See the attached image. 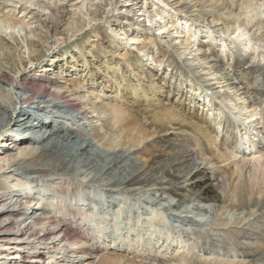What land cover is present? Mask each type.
I'll return each instance as SVG.
<instances>
[{
  "label": "bare ground",
  "instance_id": "obj_1",
  "mask_svg": "<svg viewBox=\"0 0 264 264\" xmlns=\"http://www.w3.org/2000/svg\"><path fill=\"white\" fill-rule=\"evenodd\" d=\"M162 1L174 13L150 3L148 22L159 36L138 16L140 10L151 13L141 0H129L111 15L107 8L116 0H0V24L19 29L18 14L28 15L46 31L65 35L69 44L44 66L60 69V76L73 74L66 84L46 70H30L46 55L42 44L48 40L35 30H25L24 46L0 35V264H170L181 250L190 258L172 264H209L191 258L196 255L183 231L205 225L264 236V222L252 226L257 216L246 221L264 208V172L258 162L245 161L260 153L264 165V71L245 47H264V29L259 39L249 33L252 17L222 15V0ZM117 34L126 35L135 50ZM195 42V50L189 48ZM223 44L222 57L215 47ZM137 52L178 72L179 82L158 80L157 69L143 64ZM228 59L240 77L229 71ZM246 69L248 84L241 79ZM219 82L226 87L221 93L215 90ZM251 84L261 89L251 90ZM160 137L173 145L161 148ZM241 151L243 158L236 155ZM80 171L91 178L79 181ZM214 185L222 195L209 198ZM117 195L124 198L109 199ZM126 199L134 203L121 208ZM239 208L247 214L235 215ZM145 233L158 235L140 256L153 262L137 261L115 244L119 238L142 252L137 244ZM216 257L214 264L236 262ZM250 263L264 264V256Z\"/></svg>",
  "mask_w": 264,
  "mask_h": 264
},
{
  "label": "rangeland",
  "instance_id": "obj_2",
  "mask_svg": "<svg viewBox=\"0 0 264 264\" xmlns=\"http://www.w3.org/2000/svg\"><path fill=\"white\" fill-rule=\"evenodd\" d=\"M95 1H97V0H95ZM127 1H129V0H116L115 5L113 4V5L108 6V8H107L108 12L107 13L109 15H111L112 13L116 14L117 11L119 10V6L122 5L123 3L127 2ZM75 2L79 3L80 0H77V1L75 0ZM88 2H92V1H88ZM88 2H87V0H85L84 4H86ZM141 2H142V4L146 5L147 7L150 5V3L151 4L153 3L155 6L157 5V6L164 7L165 9H167V10H165V12L167 14H173L174 13L173 10H169L168 11V9H169L168 6H166L165 2H163L162 0H141ZM222 2L224 4V6H226V8H227V11L226 12L224 11V13H222V15H224V16H226L228 14L231 15L233 12H236V13H238L240 15V18L242 20H245L247 18L250 19L252 17L250 19L249 23H248V27L250 28L249 33L251 34L253 32V34H256V36L259 39L263 38L262 31L264 29V13H263L264 12V0H222ZM247 5H250L251 7H253L254 8L253 9L254 12L253 11L251 13L248 12L246 10V6ZM239 8H241V10H239ZM151 9L152 8H150V6H149V11H151ZM138 12H139L138 16L143 19V23H145L147 25V27L150 26V23L148 22L150 18H149L148 15H153L152 11H151L150 14H146V13H144L141 10L138 11ZM18 17L21 20H23L22 27L19 28V29L18 28H10L9 27L10 28L9 29L5 25L0 24V35L3 36V37L5 36V38H7L12 45L15 44V39H17V41H19V43L22 46L25 45V37H24L25 30L28 31V30L32 29V30H35V32H36L35 34L40 33V35L46 36L47 39H48L47 42L43 43L42 41H40V43H43L42 47H43V51L46 53V55L42 58V61L40 63H37L36 65L30 63L29 64V68L33 72L35 71L37 73L45 72L44 70H46V72H47V74L49 75L50 78L57 79L61 83L68 84L69 80H66V79H71L73 74L71 75V73H68L67 71H61V76H60V69L58 70L56 68L55 70L52 71L51 69L47 70L46 69L47 67L44 66V65L49 64V62L53 58L54 53H56L60 48H63L66 45L69 44V41L66 43L65 40H64L65 35L63 33H60L59 31H54V30L46 31V29L41 27V25L36 20L30 19L28 17V15L24 16V15L18 14ZM157 20H159V19H157ZM159 21H161V19ZM92 24L94 25L95 22H93ZM99 25L105 27L106 24L104 23V20H102V21L99 22ZM195 25H197V26H199L201 28H204L203 26L198 25L197 23H195ZM235 27L236 26L234 25V28ZM151 28L153 29V31L156 34H158L159 36H162L161 35L162 34L161 31L160 30L157 31L156 27L154 28V26H152ZM109 29L110 28H108V32H111V30H109ZM172 32H173V34H172L173 37H175V38H177L179 40V36L177 34H175L174 31H172ZM248 36L249 35H247V38H248ZM32 38L34 40H37L36 36H32ZM115 38L121 44H124L128 48L135 50L134 49L135 45L132 44V41H130L129 38L126 37V35L117 34V35H115ZM203 40H208V38L204 37ZM213 40H214V42L217 45L221 44V42L219 41V37H216V35L213 36ZM245 41H247V40H245ZM50 46H53V49L48 51V48ZM245 47H246V51L249 52V55H250L249 57H251V60L254 63H257V61H259L260 62V67H262L261 71H264V68H263L264 67V47H258L257 45H253L252 43H246ZM189 48H192V49L195 50L196 42H195V44L192 43ZM215 48L218 50L219 53H221L222 57H223L224 52H225L224 50H227L226 49L227 46L224 45V44H223V46H216ZM221 49H223V50H221ZM243 49H245V48L243 47ZM222 51H223V53H222ZM135 53H136V51H135ZM137 55H138L139 58L142 59L143 64H145L148 68H150L151 70H156L157 69L158 80H160L162 77L163 78L165 77V80H166V78L171 76L173 80H176L177 83L179 82V78H181L179 73L175 72V73L171 74L170 73V68L165 66V63L164 64H163V62L161 64L156 63L154 60H152L151 55L147 54V52H141V53L137 52ZM25 56H26V54H25ZM225 59H226V57H225ZM228 60L229 61H227V62H229L231 64L229 71L233 74L234 73L233 72L234 69L232 68V66H233L234 60H231V59H228ZM248 71H249V69L248 70L247 69L244 70V72H246V73H245V75L243 77L241 76V79L243 78L245 80L246 84L250 83V81H251V79H250L251 75L249 73L247 74ZM241 72L242 71L239 70V73L235 72L233 76H237L238 77L237 74H239V77H240V73ZM259 76H261V75H259ZM184 78L185 77H182V79H184ZM260 78H261L260 81H262V76ZM187 83H188V81H187ZM224 85L225 84L223 82L215 83V90L220 91V93L223 92L226 89V87H224ZM256 87H258V86L253 85V84L250 85L251 90H255ZM198 88H199V90L197 92H202V94L204 95L205 92L202 90V88L201 87H198ZM257 89H261V87H258ZM104 93L107 96V95H109L110 92L104 91ZM104 93H103L102 96H104ZM207 99H209V97ZM200 101H201V99L199 98L197 100L196 108H198L197 106L201 103ZM209 104H212V103L209 102ZM23 107H24V105H23ZM148 107H153V106L151 105V106H148ZM148 107H146V108H148ZM199 110H201V108ZM250 110H251V108H250ZM58 113L59 112H53V114H55V115H58ZM206 116H208V115H206ZM211 117H212V115L209 117V119H211ZM211 124H212L213 130L215 132V137L219 138L220 135H221V128H220V125H219L218 121H213L211 119ZM73 126L76 127V125H73ZM83 128L85 129V131L86 130L90 131V130H88L89 126L87 124H85V126H83ZM214 132H213V134H214ZM157 145L160 146L161 148H168V147L172 146L173 144H172V141L166 140V139L160 137V138L157 139ZM242 147H243L244 150H246V145L245 144H242ZM242 152L243 151H241L240 153L236 154L237 157L243 158L245 155L242 154ZM251 154H248V156L245 158V161H247V164L251 165L252 161L258 162L259 168H261V170L264 172V165L262 167L260 166V163L262 162V159H263L262 156H260L261 154L260 153L259 154L251 153ZM257 158H259V161H256ZM91 176L92 175H87L86 173L83 174L80 171V173H78V175H77V178L79 179V181L85 182L86 180L90 179ZM220 178L221 177H219L218 180H220ZM101 182H103V181H101ZM99 183H100V181H99ZM209 194H210L209 198H211V197L215 198V197H218V196L222 195V190H221L220 185H214L211 188ZM115 198L109 197V199H111L113 201H117L120 198H124V196L123 195H117ZM101 199H106V196H105L104 193L101 195ZM126 200H127L126 203H121L120 204L121 208L126 207V205L130 206V205H132V203H134L133 199H126ZM184 208H186V207H184ZM238 213H239L240 217H242L245 214H247L245 209H240V208L238 210H236L234 214L236 215ZM255 216H257V218L255 219L256 222L254 224L252 223L253 224L252 226H255V225L257 227L261 226L262 223L264 222V208H262V207L258 208V210L255 212V214L250 215L247 218L246 221H248V220L253 221ZM203 217L210 218V216L208 214L204 215ZM171 223L175 224V222L172 221V220H171ZM176 224L180 225V223H176ZM146 225H147V223H143L141 226H142V228L147 229ZM109 230L111 231V230H113V228H111ZM147 230H149V229H147ZM143 231H145V230H143ZM183 232L185 233V236H184L185 239H188V242H189L188 245L192 246V250H194L193 251L194 255H196V256H192L191 258H197V257L201 256L202 257V259H201L202 263H206V262L209 261L210 262V263L208 262L209 264H214L213 261L215 259H217L216 256H218L220 260H224V261L226 260L224 258L235 259L236 262L234 264H243L244 262H245L244 264H249L250 262H252V260H255L257 258H261V257L264 256V236L261 235V234H256L255 233V234H251L248 237H245L246 235L241 234V233L238 234L233 229H228V230L225 229V232H223V231H219V232L218 231H210V230H208V226H205V225L201 228V230L199 232L191 233V231L189 229H187V231H183ZM118 236L119 235L117 233L114 234V237H118ZM128 236L135 237V234L129 232ZM141 236H143V238H142V241H140L137 244V248L138 249L141 248L142 252L134 251L133 247L136 246V245L123 244V242H121V240L119 238L116 240L117 243L115 242V244H117V246H118V244L120 243L119 246H118V249L121 252L127 253L128 256L134 257L135 260H137V261H139L141 259L140 261H143V262H146V261L147 262H153L150 259L147 260L145 258H141L140 256L146 254L147 251H150V249L148 248V245L155 243V238H157L158 235L155 234V236H150V235L148 236L147 233H145V234H142ZM254 242H256V243H254ZM246 243H247V245H246ZM111 244H113V242H111ZM250 244H252V245H250ZM112 246L114 248H116V245L113 244ZM210 253H213L215 255H212L213 256L212 257L210 255ZM190 255L191 254L188 253V250H184V251L181 250L180 251V256L178 258L171 259L170 264H172V262L183 261L185 259H188V258H190ZM207 255H208V260H206V258H207L206 256Z\"/></svg>",
  "mask_w": 264,
  "mask_h": 264
}]
</instances>
